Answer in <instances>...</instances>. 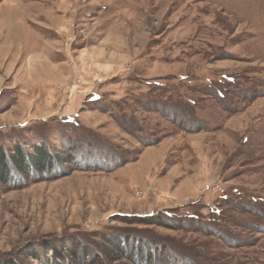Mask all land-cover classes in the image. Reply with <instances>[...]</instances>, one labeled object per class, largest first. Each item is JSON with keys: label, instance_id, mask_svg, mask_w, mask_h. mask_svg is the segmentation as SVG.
Here are the masks:
<instances>
[{"label": "rangeland", "instance_id": "374dc122", "mask_svg": "<svg viewBox=\"0 0 264 264\" xmlns=\"http://www.w3.org/2000/svg\"><path fill=\"white\" fill-rule=\"evenodd\" d=\"M17 145L0 264H264V0H0Z\"/></svg>", "mask_w": 264, "mask_h": 264}, {"label": "trees", "instance_id": "16d2710c", "mask_svg": "<svg viewBox=\"0 0 264 264\" xmlns=\"http://www.w3.org/2000/svg\"><path fill=\"white\" fill-rule=\"evenodd\" d=\"M52 162L53 159L50 158L43 147H37L35 153L29 154L25 153L21 145L15 146L11 154L5 153L0 147V176L3 175L2 172L8 174V171L12 169L14 174L24 175L23 177L29 180L30 169L34 172H44L45 169L51 166ZM118 249L121 254H125L123 248ZM53 263L56 264V262Z\"/></svg>", "mask_w": 264, "mask_h": 264}]
</instances>
